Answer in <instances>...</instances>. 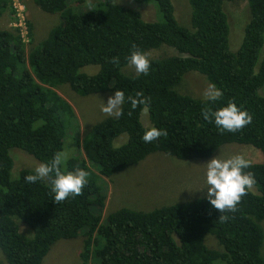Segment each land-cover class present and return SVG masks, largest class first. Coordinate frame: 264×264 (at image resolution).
<instances>
[{
    "label": "trees",
    "instance_id": "16d2710c",
    "mask_svg": "<svg viewBox=\"0 0 264 264\" xmlns=\"http://www.w3.org/2000/svg\"><path fill=\"white\" fill-rule=\"evenodd\" d=\"M129 1L152 5L155 20L116 0H96L97 8L82 15L72 12L69 0H33L43 12L61 14L63 24L39 44L29 21L28 43L20 28L0 29V264H42L58 241L80 237L83 264H264V163L245 170L256 183L235 211L224 213L201 196L150 211L123 207L104 216L107 196L99 185L154 154L205 160L224 146L239 145L264 155V0H187L188 20L182 24L173 0ZM15 2L0 0V17L7 13L16 23ZM226 2L243 7L242 19L249 20L237 52L230 49L232 12ZM165 46L179 55H153ZM135 49L148 54V75L137 76L128 64ZM91 66L100 69L83 72ZM190 72L214 84L223 93L220 100L184 95L181 84ZM116 90L126 97L142 92L149 102L135 109L126 103L121 116L96 123L80 139L72 100L59 92L88 97ZM229 101L246 109L252 122L236 133H221L202 112ZM145 112L166 136L142 140ZM123 135L127 141L116 143ZM66 145L74 148L67 168L89 172L80 195L56 202L50 181L24 179L34 170L13 173L14 154L21 152L12 156V150L40 163ZM208 236L218 248L208 245Z\"/></svg>",
    "mask_w": 264,
    "mask_h": 264
},
{
    "label": "rangeland",
    "instance_id": "374dc122",
    "mask_svg": "<svg viewBox=\"0 0 264 264\" xmlns=\"http://www.w3.org/2000/svg\"><path fill=\"white\" fill-rule=\"evenodd\" d=\"M118 2L121 5L138 9L147 21L151 22L155 20L156 11L152 5L138 6L129 0H118ZM173 2L176 9L175 15H177L178 20L181 24L186 22V20H188L187 11L189 10L187 0H174ZM24 3L26 5L25 17L27 20L34 22V28L36 27L35 39L39 44V42L46 37L49 30L59 24V21L56 15L46 14L41 11L35 5L33 0H24ZM230 3L235 2L225 3V5L229 4V11L232 12V44L230 40V49L232 52H237L242 44L244 30L249 20L245 24L244 16L242 19V13L244 11L243 7L234 8ZM74 4L75 0H70V6L72 8L75 7ZM92 6V2L86 1V3L82 6V11H87ZM10 19L11 17L7 13H4L0 17V29L10 28ZM45 24H47V26L43 27ZM177 54L178 52L169 47H164L153 52L155 57ZM98 69L99 68L91 66L85 68L83 72L92 74L98 71ZM183 81L184 82L181 84L182 87L180 88V91L184 95L187 94L194 98L206 99L204 93L208 89L210 83L203 75L197 72H190L186 74ZM59 93L63 98L68 99L69 101L72 100L70 104L74 107L80 124V139L85 137L89 127H92L96 123L108 117L114 116L101 111V105L103 102L106 104L108 98L113 96L114 93H108L105 95L97 94L88 97H82L69 91H61ZM262 94L264 95V89L262 90ZM142 119L145 125L148 126L149 119L146 112L144 113ZM127 139L128 136L123 135L116 140V143L123 141V144L127 141ZM73 150V146L67 147L66 145L64 148V151L69 152V154H71ZM15 151H19L21 153L14 154L15 164L13 173L20 172L22 169L26 168L34 170V168L39 164L34 157L29 154L22 153L24 151L12 150V156ZM234 154H243L246 159L251 161V163H264V155L250 146H224L216 154H214L213 157L220 155L221 158H227ZM209 159L180 162L163 154H154L152 156L150 155L144 163L139 165L138 168L131 170L130 173H126L124 171L122 173L115 174L111 179H106L107 183H105L104 179H102L99 185L102 187V190H104L107 196L106 206L103 210L104 216L123 207H128L137 211H149L157 207L170 205L172 204L171 202L179 201V203H181L183 201H189L201 196H206V189H201L205 187L204 164ZM262 226L264 229V223ZM207 240L210 247L214 249L218 248L213 236H208L206 242ZM83 249V237L73 240H60L53 246L42 264H83L80 257ZM262 256L264 257V251ZM215 264L227 263L218 261Z\"/></svg>",
    "mask_w": 264,
    "mask_h": 264
},
{
    "label": "clouds",
    "instance_id": "9594fccd",
    "mask_svg": "<svg viewBox=\"0 0 264 264\" xmlns=\"http://www.w3.org/2000/svg\"><path fill=\"white\" fill-rule=\"evenodd\" d=\"M86 1L92 2L93 6L87 11H82V6L86 3ZM116 2H118V0H116ZM15 3V8L17 9V21L16 23L10 22V27L20 28L23 41L28 43L29 31L26 22L31 21L27 20L25 17L26 5L25 3L21 4L19 0H16ZM96 3V0H83L82 2L75 0V7L72 8L69 0L68 6L72 9L74 14L82 15L96 9ZM20 6L23 8L22 10H20ZM50 15H56L59 21V24L54 27L58 25L61 26L63 24L61 14L58 13ZM31 23L33 25V32L35 30L34 36L36 37V27L34 28L35 24L33 21ZM46 26L47 24L43 27ZM52 28L47 33L46 37L49 35ZM126 59L129 65L134 66L137 76L140 74L148 75L151 67V61L147 53H144L139 49H135L131 51L130 55ZM113 62L118 63V58H113ZM95 68L100 69L99 66H96ZM204 95L206 101L216 102L220 100L223 93L217 89L214 84H210ZM129 102L132 109H135L138 105H147L149 98L144 97L142 92H137L135 97H126L124 91L116 90L114 95L108 98L106 104L103 102L101 105V111L108 115L119 117L123 114L122 106ZM202 115L205 119L213 121L221 133H236L252 122V115L246 109L238 106L234 101L227 102L226 106L219 107L215 111L206 109L202 112ZM143 125L148 128L144 131L142 136V140L145 143L157 141L161 136L167 135V132L163 128L158 129L155 126L152 127L150 120L148 126H146L144 122ZM69 157V152L63 150L57 151L50 160L40 162L34 168L33 174L25 176L24 179L30 184L36 183L37 181H50L51 192L54 193V200L56 202H61L69 197L78 196L89 182V172L82 168L69 170L67 168V161L69 160ZM204 165L205 187L201 190L206 189V198L209 203L221 213H224L225 211H235L237 205L241 201V198L246 195L247 191L256 183L253 173L251 171H245L246 169L251 168V161L246 159L243 154H234L227 158H221L220 155H217L209 159ZM226 218L227 217L225 216L220 217L221 220Z\"/></svg>",
    "mask_w": 264,
    "mask_h": 264
},
{
    "label": "built area",
    "instance_id": "2783aa9c",
    "mask_svg": "<svg viewBox=\"0 0 264 264\" xmlns=\"http://www.w3.org/2000/svg\"><path fill=\"white\" fill-rule=\"evenodd\" d=\"M23 8L20 6V10H22Z\"/></svg>",
    "mask_w": 264,
    "mask_h": 264
}]
</instances>
